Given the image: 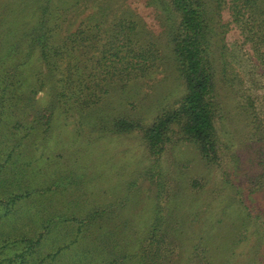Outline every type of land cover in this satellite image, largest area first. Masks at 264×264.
I'll return each instance as SVG.
<instances>
[{"label":"trees","instance_id":"1","mask_svg":"<svg viewBox=\"0 0 264 264\" xmlns=\"http://www.w3.org/2000/svg\"><path fill=\"white\" fill-rule=\"evenodd\" d=\"M136 1L0 5V264H264V120L228 60L234 25L264 69V0ZM157 72L151 119L125 109ZM70 119L81 144L135 139L140 157L40 167Z\"/></svg>","mask_w":264,"mask_h":264},{"label":"rangeland","instance_id":"2","mask_svg":"<svg viewBox=\"0 0 264 264\" xmlns=\"http://www.w3.org/2000/svg\"><path fill=\"white\" fill-rule=\"evenodd\" d=\"M15 1L16 0H0L1 7H4L5 5H12L13 8H15ZM134 2L136 0H130V2ZM228 2H231V0H228ZM142 1L135 2L134 7L136 6H142ZM143 7H141L142 9ZM89 11L86 13L88 14ZM227 14V13H226ZM225 18L227 19L228 16ZM151 21L157 20L156 17L151 15L149 16ZM79 22V20H78ZM228 40H229V55L228 60L231 63L230 66V72L235 70L234 73L238 75L239 78L243 79L245 81V88H248L250 93L255 97L257 101L258 106V113L262 120H264V69L260 65V63L252 57H248V54H245L246 47L242 44V38L239 34V31L236 29V27L233 25L231 29L228 32ZM232 68V69H231ZM237 71V72H236ZM164 77V73L157 72L155 73L150 79H144L142 80L138 85H129L127 88V95L129 94L131 97L128 100L129 104H133V106L128 105V102H124L125 109L127 108L130 112L138 115V116H145L149 120L150 117L153 116L154 109L153 106L157 101L165 100V96L169 93V84L168 82L163 81L161 84L158 82L160 79L162 80ZM168 92V93H166ZM41 94L40 96H42ZM124 95V94H122ZM142 105L143 107H141ZM153 105V106H152ZM73 119L69 120V125H66L65 127L59 128L57 133H59L60 141L62 143V147H54L53 141L48 142L47 144H41L38 145V147H34L33 149H38L36 154L39 156L40 154H44V158L42 162L39 164L41 166H48L52 168V164L50 165V159L54 158L56 155H58L59 149H67L71 153H75L74 149H92L93 154H95L94 159L92 160L99 166V163L101 160L104 159V156H109L111 153H114L115 151H118L119 149L123 151L129 152L126 159L130 157L134 158L136 155L137 157H140V149L143 147H137L138 141L135 139L125 140L120 138H112L106 137L104 139H99L94 144H90L87 146V144H81V141L83 138H85L87 135H85L88 131H84L82 137H78V134L75 133L74 125L72 124ZM236 127L244 130L243 123L236 124ZM55 131V132H56ZM58 135V134H56ZM234 139V138H233ZM235 149H239V143L237 140L234 139ZM39 144V143H38ZM191 146L187 144H182L179 147L176 148V151L174 153V157L178 159H187V160H193L194 166H192L193 171L195 170H202L200 163L196 159V154L192 150ZM95 152V153H94ZM142 152V151H141ZM82 155V154H81ZM122 155V154H121ZM118 155V158H124L123 156ZM249 153L247 154V158L249 157ZM74 156V155H72ZM76 156V155H75ZM91 156V155H90ZM133 161V160H131ZM131 161L127 162L128 164L133 165ZM246 161V159H244ZM126 162V160H125ZM121 165V164H120ZM54 166V165H53ZM92 166V164H91ZM47 167V168H48ZM66 168V167H65ZM54 169V168H52ZM90 170L87 168L85 172L90 174ZM220 175V174H219ZM219 175H217L215 178H219ZM241 182V181H240ZM181 201L186 202L185 199H182ZM67 229L63 226L61 227L60 232L62 233V237H64V233H66ZM55 234V230H54ZM70 235V234H67ZM68 240V239H67Z\"/></svg>","mask_w":264,"mask_h":264}]
</instances>
